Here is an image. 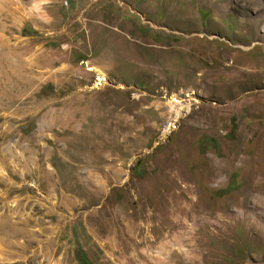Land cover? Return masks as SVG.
I'll use <instances>...</instances> for the list:
<instances>
[{"label":"rangeland","instance_id":"obj_1","mask_svg":"<svg viewBox=\"0 0 264 264\" xmlns=\"http://www.w3.org/2000/svg\"><path fill=\"white\" fill-rule=\"evenodd\" d=\"M0 264H264V0H0Z\"/></svg>","mask_w":264,"mask_h":264},{"label":"bare ground","instance_id":"obj_2","mask_svg":"<svg viewBox=\"0 0 264 264\" xmlns=\"http://www.w3.org/2000/svg\"><path fill=\"white\" fill-rule=\"evenodd\" d=\"M96 75L98 77V82L95 83L94 85H99V84L103 83V81L106 79L105 74L100 70H96Z\"/></svg>","mask_w":264,"mask_h":264}]
</instances>
